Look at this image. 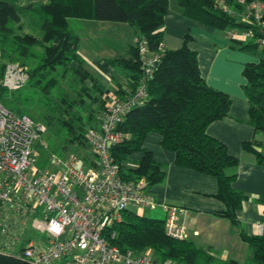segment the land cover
<instances>
[{
  "label": "trees",
  "instance_id": "1",
  "mask_svg": "<svg viewBox=\"0 0 264 264\" xmlns=\"http://www.w3.org/2000/svg\"><path fill=\"white\" fill-rule=\"evenodd\" d=\"M176 1L184 16L225 33L233 27L258 30L256 25L237 18L243 3L253 0ZM220 2L230 6L234 14L224 11ZM169 4L170 0H41L25 4L20 0H0L3 60L20 62L29 74L22 88H1L0 100L15 113L44 120L46 131L35 148L64 156L85 149L86 130L96 126L97 114L110 97L128 94L140 81L145 83L147 98L133 106L118 124L123 138L111 148L122 177H144L150 187L164 181L165 167L143 146L148 134H158L160 145L173 153L177 166L215 177L217 190L213 195L224 204L216 214L240 227L239 235L252 251L246 264H264V235L244 232L238 218V211L248 199L232 186L239 159L207 132L211 122L228 115L230 96L210 86L202 76L197 53L187 44L189 34L177 48L163 46L162 26ZM71 18L131 26L133 42L128 55L106 58L126 79L117 83L113 93L105 94L98 86L100 78L78 52L79 36L69 24ZM38 30L41 36L36 34ZM134 38L145 41L149 54L156 58L148 73ZM227 40L230 48L257 55L244 64L243 88L249 101L247 121L264 135V46L241 36ZM62 78L66 79L67 90L61 88ZM259 143L256 139L243 141L242 148L264 164V153L257 150ZM138 153L141 157L136 158ZM260 200L264 201V197ZM113 229L116 237L112 243L121 249L147 252L157 263L170 259L175 264H239L235 259L222 258L211 247L169 236L163 218L126 210ZM0 264L32 263L23 256L0 251Z\"/></svg>",
  "mask_w": 264,
  "mask_h": 264
},
{
  "label": "built area",
  "instance_id": "2",
  "mask_svg": "<svg viewBox=\"0 0 264 264\" xmlns=\"http://www.w3.org/2000/svg\"><path fill=\"white\" fill-rule=\"evenodd\" d=\"M224 11L232 8L220 2ZM264 2L243 3L239 21L256 25L230 28L226 37H244L264 46ZM137 43L145 71L156 59L145 41ZM29 74L18 61H4L0 51V89L22 88ZM148 96L145 83L112 96L86 130V146L64 156L48 153L47 166L36 167L35 144L46 125L18 114L0 100V251L23 256L32 264H175L154 262L144 251L112 243L113 229L130 207L159 208L166 234L186 238L183 207L159 202L144 177L123 178L111 154L123 134L117 129L126 113ZM252 234L264 235V219L252 222Z\"/></svg>",
  "mask_w": 264,
  "mask_h": 264
},
{
  "label": "crops",
  "instance_id": "3",
  "mask_svg": "<svg viewBox=\"0 0 264 264\" xmlns=\"http://www.w3.org/2000/svg\"><path fill=\"white\" fill-rule=\"evenodd\" d=\"M71 19L75 29L76 25H84V22L98 28H103L105 24L101 20ZM118 26V30H123L127 35L125 46L119 48L120 51L114 50L112 53L100 55L93 52L91 58L90 54L87 56L78 48L86 66L100 78L98 86L105 94L113 93L117 83L126 80L123 72L113 68L106 61V58L127 56L133 42L131 26ZM162 30V44L166 48L179 47L189 34L187 44L197 53L202 76L210 86L230 96L228 115L211 122L207 132L222 141L228 152L239 159L237 175L232 186L248 195V199L238 211V218L242 230L252 234V222L264 219V201L260 200L264 197V164L258 163L252 152L244 150L242 142L256 139L260 141L257 150L264 153V135L256 132L253 125L247 121L249 101L243 88L245 78L242 70L248 57L244 51L229 47L225 31L184 16L176 2L171 4L170 1ZM74 31L79 32L77 29ZM143 146L151 151L154 159L161 163L166 171L164 181L151 187L154 197L159 202L177 205L186 210L180 221L186 229V238L197 246L213 248L222 258L229 255L227 248L239 236L240 227L228 218L216 214L224 204L213 195L217 190L215 177L177 166L173 153L162 148L160 137L156 133L148 134ZM135 156L139 158L141 154ZM160 212L163 214L161 210Z\"/></svg>",
  "mask_w": 264,
  "mask_h": 264
},
{
  "label": "rangeland",
  "instance_id": "4",
  "mask_svg": "<svg viewBox=\"0 0 264 264\" xmlns=\"http://www.w3.org/2000/svg\"><path fill=\"white\" fill-rule=\"evenodd\" d=\"M34 1L39 2L41 0H20V2L23 4L28 3V2H34ZM170 1H171V4L175 2L177 3L176 0H170ZM237 18L241 19V16H238ZM77 19H80V18H77ZM69 21H71L69 22L70 26L74 30L77 29L79 31L78 32L79 34L75 31L78 36L80 35V39H81V41L78 44L79 50L83 52V54H87V56L90 54L91 58L93 57L92 55L93 52H97L99 55L108 54V53L114 52V50H119V48L122 49L125 46L127 35H126V32H124L123 30H118V28H120V26L118 25H123L121 28H127L128 24L126 23L114 22V21H104L105 22L104 27L98 28L96 25H91V24L88 25L84 22V25L82 24H80V26L76 25V29H75L74 28L75 24L72 21V19ZM36 34L38 36H41L42 32L38 30ZM244 52L248 57L247 59L248 61L252 60L253 58H257V55L254 54L253 52H248V51H244ZM65 80L66 79L62 78L60 80V84H61V88L67 90ZM40 120L42 121V119ZM44 149L46 151H44ZM48 153H49V150H47L46 148L36 149V156H37L36 167L44 168L47 166ZM128 210L132 212H136L141 215L152 217V218H162L163 217V214L160 212L159 208L145 209L139 206H135V207H130ZM233 242L234 243H231L229 247L227 248L228 251L230 252L228 253L229 255H226L223 258L225 259L233 258V259H236L239 262V264H246L252 258V251L248 247L247 243L240 237V235Z\"/></svg>",
  "mask_w": 264,
  "mask_h": 264
}]
</instances>
